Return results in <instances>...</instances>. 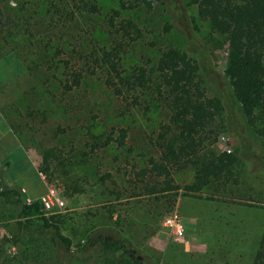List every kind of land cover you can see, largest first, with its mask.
I'll use <instances>...</instances> for the list:
<instances>
[{"label":"rangeland","instance_id":"1","mask_svg":"<svg viewBox=\"0 0 264 264\" xmlns=\"http://www.w3.org/2000/svg\"><path fill=\"white\" fill-rule=\"evenodd\" d=\"M185 8L180 23L163 0H0V163L10 162L1 178L22 193L0 196V264H59L64 248L40 215L21 213L48 187L64 205L42 212L71 240L68 264H134L131 256L253 264L264 229V135L247 123L224 75L225 35L195 5ZM168 47L196 60L205 95L219 98L222 110L196 134L195 154L169 166L179 189L163 194L164 176L149 161L160 162L157 139L171 125L166 93L153 84ZM139 67L152 81L132 89L120 76L134 80ZM78 73V84L65 87ZM222 152L237 157L236 178L193 191L192 162ZM174 213L193 240L190 253L164 224ZM96 236L120 239L128 253L89 252Z\"/></svg>","mask_w":264,"mask_h":264},{"label":"trees","instance_id":"2","mask_svg":"<svg viewBox=\"0 0 264 264\" xmlns=\"http://www.w3.org/2000/svg\"><path fill=\"white\" fill-rule=\"evenodd\" d=\"M163 2L170 17L180 20V23L184 21L186 5H195L199 18L206 21L212 30L225 35L228 55L224 75L247 123L264 135V0H187L185 4L181 0ZM129 25L131 24L128 22L126 26ZM124 29L127 31L125 27ZM186 42L190 45L195 43L193 48L198 47L205 57L208 56L204 47L194 42L191 37ZM198 67L196 60L188 56L186 51L174 47H168L162 52L156 66L159 83L153 84L160 94L166 93L171 113V125H166L157 139L161 148L160 162L153 158L149 161L151 170L164 176V185L159 189L163 194L171 189H179L171 184L169 166L179 167L183 157L195 154L196 134L222 110L219 98L205 95V89L198 78ZM80 76V73L74 75L72 83H66L65 87L71 89L72 84H78ZM132 77L134 80L120 76L123 83L133 86L132 89L135 86L145 88L152 81L149 73L142 67ZM124 137L122 132L119 145L124 144ZM236 162L237 157L227 152L211 155L203 162L193 161L197 166L193 191L215 181L235 179ZM9 164L8 160L0 163V196L9 198L16 195L21 198L22 193L17 187L2 182V173ZM174 196L175 192H172V202ZM30 212L40 215L42 225L50 230L54 242L64 248L60 251L59 264H68L74 255L72 253L70 257L69 254H64L70 251L71 240L60 232L56 221L50 220L54 215H43L39 200L22 204L21 213ZM95 238L92 244L88 243L85 247L89 252L123 248L119 243L120 239ZM124 251L128 253L126 249ZM83 253L84 249L78 250L75 258ZM129 257L130 254L126 258ZM130 259L134 264H151L135 256ZM253 264H264V229Z\"/></svg>","mask_w":264,"mask_h":264},{"label":"built area","instance_id":"3","mask_svg":"<svg viewBox=\"0 0 264 264\" xmlns=\"http://www.w3.org/2000/svg\"><path fill=\"white\" fill-rule=\"evenodd\" d=\"M40 202L42 203L44 210H51L54 207H62L64 202L60 199L53 188L48 187L46 192L40 197ZM164 224L173 228L172 240L177 243L180 250L183 253H190L192 250V242L184 232L183 227L178 221V215L172 214L164 219Z\"/></svg>","mask_w":264,"mask_h":264},{"label":"crops","instance_id":"4","mask_svg":"<svg viewBox=\"0 0 264 264\" xmlns=\"http://www.w3.org/2000/svg\"><path fill=\"white\" fill-rule=\"evenodd\" d=\"M191 239V238H190ZM192 240V239H191ZM193 241V240H192ZM193 246H194V243H193Z\"/></svg>","mask_w":264,"mask_h":264}]
</instances>
